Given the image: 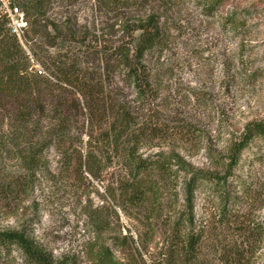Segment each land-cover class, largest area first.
Masks as SVG:
<instances>
[{
    "label": "rangeland",
    "instance_id": "rangeland-1",
    "mask_svg": "<svg viewBox=\"0 0 264 264\" xmlns=\"http://www.w3.org/2000/svg\"><path fill=\"white\" fill-rule=\"evenodd\" d=\"M29 2L20 46L40 83L23 97L0 95V232L23 233L51 264H101L104 253L160 264L189 213L201 237L194 264H264V137L226 184L200 182L186 201L190 172L225 176L247 126L264 122V0L218 10L208 0H144L111 12L97 0H46L38 30ZM150 14L164 41L146 56L139 92L118 49L139 35L126 25ZM132 148L179 157L188 171L173 159L168 173L148 175L146 200L128 204L118 188ZM8 254L0 264H31L16 246Z\"/></svg>",
    "mask_w": 264,
    "mask_h": 264
},
{
    "label": "trees",
    "instance_id": "trees-1",
    "mask_svg": "<svg viewBox=\"0 0 264 264\" xmlns=\"http://www.w3.org/2000/svg\"><path fill=\"white\" fill-rule=\"evenodd\" d=\"M142 1L144 0H97L98 4L109 12L128 7L136 8ZM208 1L210 10H218L226 0ZM25 7L28 11L30 8L33 9V28L38 30L42 19L46 16V0H33V3L29 2L25 4ZM229 21L233 20L230 19ZM239 23L238 20L237 24ZM126 26L132 28V31L139 32V35L136 39H132L128 48L121 46L118 52L122 63L128 69V75L132 78L137 90L141 92L147 80L145 76L146 56L163 44L164 34L154 14ZM28 65L27 56L24 54L18 39L10 32L6 21L0 18V95H19L23 97L33 90V85L40 83L39 78L28 72ZM259 137H264V122L247 126L241 141L232 148L229 162L226 165L227 172L225 176L190 172L191 177L186 185L187 204L193 203L194 188L200 182L206 181L215 186L226 184L231 176V171L239 163L242 152L254 139ZM173 159H175L176 164H179L183 169H187L186 164L179 157H170L169 160L161 154L142 157L136 154L135 148L129 149V178L119 185V198L133 206L141 205L146 200L147 195L155 190L153 181L148 178V175L151 173H168L171 171L170 164ZM176 226L179 229V234L182 233L183 229L187 232L178 241V247H175L176 249L171 252L166 261L160 264H176L180 261L182 255H184L182 264H194L195 252L200 244L201 237L193 232L194 220L191 214L187 213L185 219L179 218ZM15 246L22 252V256L27 262L31 264H51L23 233L0 232V256L9 257V249ZM101 264H117V262L112 255L104 253Z\"/></svg>",
    "mask_w": 264,
    "mask_h": 264
},
{
    "label": "built area",
    "instance_id": "built-area-1",
    "mask_svg": "<svg viewBox=\"0 0 264 264\" xmlns=\"http://www.w3.org/2000/svg\"><path fill=\"white\" fill-rule=\"evenodd\" d=\"M23 0H0V18L6 21L10 32L16 36L19 43L25 45L29 21L22 7ZM42 74L43 71L39 70Z\"/></svg>",
    "mask_w": 264,
    "mask_h": 264
}]
</instances>
